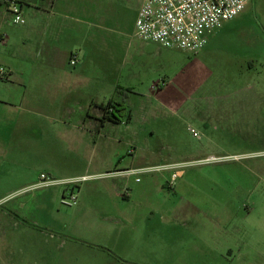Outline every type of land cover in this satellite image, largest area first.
I'll return each mask as SVG.
<instances>
[{"label":"rangeland","instance_id":"1","mask_svg":"<svg viewBox=\"0 0 264 264\" xmlns=\"http://www.w3.org/2000/svg\"><path fill=\"white\" fill-rule=\"evenodd\" d=\"M138 1L101 0V6L105 15L119 13L127 24ZM234 20L231 44L220 47L221 36L212 35L197 54L168 50V73L178 81L167 107L134 110L142 139L127 144V167L179 164L183 179L162 178L167 168L134 176L124 189L125 201H119L126 219L96 216L85 205L92 197L105 204L100 187L89 189L96 178L75 186L67 181L83 176L66 178L91 167L88 154L63 150L61 174L44 173L56 183L16 194L43 195L39 205L26 206L25 221L70 240L62 247L46 244L47 264H264V0H251ZM246 71L250 77H234ZM74 111L83 116L88 109ZM133 148L136 155L128 154ZM33 165L37 171L45 166L31 159ZM212 167L219 169L205 176L202 171ZM234 180L237 189L223 184ZM71 190L76 204L67 207L62 201Z\"/></svg>","mask_w":264,"mask_h":264},{"label":"crops","instance_id":"2","mask_svg":"<svg viewBox=\"0 0 264 264\" xmlns=\"http://www.w3.org/2000/svg\"><path fill=\"white\" fill-rule=\"evenodd\" d=\"M143 1H138L126 24L119 13L105 15L101 0H17L25 20L22 25L12 23L0 2V36L4 38L0 67L9 75L7 80H0V205L6 204L0 207V264H47L46 244L62 247L70 241L62 232L25 221L22 212L26 206L30 202L39 205L43 195L33 199L16 196L39 184L41 174H61L63 150L74 154L85 150L91 162L84 173L66 178L94 177L89 189L100 187L101 197H106L105 204L97 197L85 201L87 210L96 216L126 219L119 201L125 199L127 181L134 177L126 172L143 168L127 167L123 159L127 144L135 145L142 139V130L134 127L138 121L134 110L141 105L165 109L173 82L178 81V75L168 73L172 64L167 51L172 49L144 43L134 35ZM234 19L213 34L221 36L218 46L233 42ZM71 57L76 58L73 68L69 65ZM249 72L234 77H250ZM108 104L123 108V112L116 113L117 118L110 117L111 110L102 111ZM79 109L88 112L77 116L74 110ZM136 150L127 153L136 155ZM31 159L45 166L37 171ZM103 160L104 166L100 163ZM167 168L168 174L162 178L170 182L173 175L174 182L183 179L182 165ZM218 169L202 172L208 176ZM75 170L70 168L69 172ZM231 182L223 184L237 189L236 180ZM202 188L207 195L208 188ZM89 224L93 230L97 228L95 220Z\"/></svg>","mask_w":264,"mask_h":264},{"label":"built area","instance_id":"3","mask_svg":"<svg viewBox=\"0 0 264 264\" xmlns=\"http://www.w3.org/2000/svg\"><path fill=\"white\" fill-rule=\"evenodd\" d=\"M250 1L144 0L137 13L134 35L144 43H153L161 48L176 49L194 55L204 48L211 35L219 31L225 23L237 17ZM0 2L10 14L14 25L24 24L25 20L17 0H0ZM0 43H4L3 36H0ZM69 65L72 67L76 65L75 57L70 58ZM8 76V71L0 67V80H7ZM193 136H195L194 133ZM214 159L208 157L206 161ZM167 167L168 165L128 170L126 174L139 176ZM39 178L41 186L56 183V180L49 179L44 174H41ZM174 178L175 175L172 181ZM87 179L88 176L70 179L67 184L75 186ZM62 204L67 207L76 204L73 190L64 198Z\"/></svg>","mask_w":264,"mask_h":264},{"label":"trees","instance_id":"4","mask_svg":"<svg viewBox=\"0 0 264 264\" xmlns=\"http://www.w3.org/2000/svg\"><path fill=\"white\" fill-rule=\"evenodd\" d=\"M117 94L118 95H120L121 94V92L119 91V92H117ZM121 106H122V104H120ZM107 110H111L110 112H109V116L110 117H114V118H117L118 116L116 115V113H119V112H123V108H116L115 106L113 107L111 104H108L102 111L103 112H106ZM119 115V117L121 116V114H118Z\"/></svg>","mask_w":264,"mask_h":264}]
</instances>
